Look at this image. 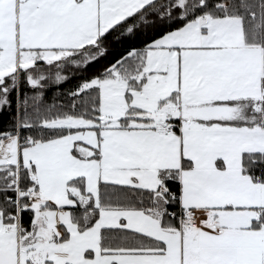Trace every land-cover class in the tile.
<instances>
[{
    "label": "crops",
    "instance_id": "0c3cea01",
    "mask_svg": "<svg viewBox=\"0 0 264 264\" xmlns=\"http://www.w3.org/2000/svg\"><path fill=\"white\" fill-rule=\"evenodd\" d=\"M153 1L71 0L70 17L52 32L55 44L28 46V50L81 49ZM144 56L145 88L153 90L164 110L163 118L147 116L142 127H133V153L142 164L138 167L152 172L149 180L139 177L135 183L133 178V185L164 192L161 173L177 170L180 208L197 211L199 224L191 229L163 226L164 202L159 198L157 212H143L142 225L133 228L153 239V247L109 254L121 264H264V226L252 227L264 209V184L255 183L242 167L245 154L264 153L260 111L264 49L246 43L241 19L203 15L154 42ZM39 63L28 64L24 70L20 66L31 83L41 73L37 68L45 65ZM136 108L146 112L143 106ZM165 125L174 128L167 133L162 130ZM74 129L78 130L60 139L29 146L35 148L31 156L25 162L21 152L18 162L30 170L50 161L98 157L102 134L110 129L106 125L100 130ZM17 163L6 160L2 166ZM35 219L34 214L32 230L20 242L17 239L27 257L24 262L52 264L51 258L36 256L52 241L45 231L38 236ZM58 238L54 244L61 242Z\"/></svg>",
    "mask_w": 264,
    "mask_h": 264
},
{
    "label": "trees",
    "instance_id": "16d2710c",
    "mask_svg": "<svg viewBox=\"0 0 264 264\" xmlns=\"http://www.w3.org/2000/svg\"><path fill=\"white\" fill-rule=\"evenodd\" d=\"M203 15L214 19H241L246 43L264 49V0H154L107 30L95 43L71 50V60L69 63L66 60V64L73 70L68 72L69 76L62 83L44 89L32 85L24 71L20 72V79L16 74L7 75L0 84V98H5L6 102L0 110V141L8 136H17L20 147H25L26 140L36 144L60 139L78 129L47 124L66 118H82L95 123L93 129H102L106 123L100 112V91L97 87L85 88V84L95 78H109L113 69L117 68L127 83L126 97L130 101L131 92L142 91L147 81L145 52L157 40ZM260 111L264 117V99ZM143 112L136 107L130 108L128 116L120 121L119 128L127 129L128 120ZM261 126L264 128V120ZM16 167L10 164L0 168V212L3 218L18 213L14 202L16 193L11 188L9 178V173ZM242 167L255 183L264 184V153L245 154ZM184 168H187L186 164ZM160 177L164 192L160 188L151 190L138 185L101 182L99 207L85 191L81 179L70 181L68 195L75 205L68 208L73 223L80 231H85L97 223L101 209L156 213L158 200L162 198L163 226L179 227V172L163 171ZM33 183L28 170L21 166L22 191L30 190ZM28 201V198L22 199L20 210L26 233L32 230L34 219V211L28 207ZM259 211L253 229L264 226V209ZM100 235L101 249L105 254L148 250L154 245L153 239L125 227L103 228Z\"/></svg>",
    "mask_w": 264,
    "mask_h": 264
},
{
    "label": "rangeland",
    "instance_id": "374dc122",
    "mask_svg": "<svg viewBox=\"0 0 264 264\" xmlns=\"http://www.w3.org/2000/svg\"><path fill=\"white\" fill-rule=\"evenodd\" d=\"M70 3L71 0H27L26 2L0 0V84L7 75L16 74L20 79V66L24 70L26 65H34L38 62H45L48 68L45 65L37 68L42 74L32 77L34 82L31 84L34 86H42L46 89L62 83L69 76L73 70L66 64L72 57L70 51L30 52L28 46L50 47L55 44L52 32L62 27L60 23L70 17L72 12ZM90 87H97L100 91L101 116L110 129L109 132L102 134L104 142L97 149L98 157L76 162L72 160L73 158L65 159L64 162L50 161L28 170L34 182L30 189L36 191L35 197L29 199L28 207L30 206L36 215L38 236L41 231H45L49 234L48 240L52 241L49 247L46 245L39 249L36 256L41 260L45 257L51 258L52 264H121L115 258L116 255L103 254L100 235L102 228L125 227L133 231V228L142 225L143 212L131 210L101 209L96 225L85 231H80L72 222L68 207L74 206L75 202L68 195L70 181L81 179L85 191L93 197L94 204L99 207L101 182L133 185L135 177V183L138 182L137 179L140 181V178L150 179L151 169L142 172L143 167H138L142 164L137 163V156L135 152L133 153V127H142L147 116L155 117L160 114L162 117L164 110V107L158 104L159 99L155 101L153 90L149 87L144 86L140 92L132 91L131 100L128 101L127 83L122 79L117 68L113 69L111 77L95 78L85 84V88ZM5 103V98H0V110ZM139 106L146 108V112L135 116L141 118V121H133L132 116L126 125L128 130L117 129L116 127L121 126L120 121L128 116V110ZM162 118H159L158 122H162ZM47 126L90 129L95 123L82 118H66L52 121ZM4 140V144L2 145L1 141L2 147L0 146V150L2 148L0 168L6 160L13 163L20 161L21 152L26 162V156H31L35 150L34 147H29L33 143L27 144L28 148L20 147L21 143L17 136H8ZM151 149L153 147L148 150ZM149 163L150 161L147 164ZM15 165L23 166L19 162ZM135 165L137 167L133 169ZM141 187L146 188L145 185ZM7 224L6 217L3 218L0 212V264H25L26 256L21 253L18 237L15 232H7ZM26 234L22 233L21 240ZM56 236L61 242L54 244L53 239Z\"/></svg>",
    "mask_w": 264,
    "mask_h": 264
},
{
    "label": "built area",
    "instance_id": "2783aa9c",
    "mask_svg": "<svg viewBox=\"0 0 264 264\" xmlns=\"http://www.w3.org/2000/svg\"><path fill=\"white\" fill-rule=\"evenodd\" d=\"M174 127H171L170 125H165L162 127V130L164 132L169 133ZM32 142L30 140H26L25 144H31ZM0 146H1V141H0ZM9 178H10V185L11 188L15 191L16 193V198L14 200V202L16 203L17 207H18V213L15 216H7L6 217V221L8 222L7 226V232H15L17 234H21L25 232V228L23 226V224L21 223V201L22 199L28 198L31 199L33 197H35L36 195V191L35 189H30L26 192L22 191L21 188V167L17 166L15 170L11 171L9 173ZM198 216L199 213L193 209H186L180 210L179 213V224L181 229L183 228H195L197 226V222H198ZM12 222H16V224H12Z\"/></svg>",
    "mask_w": 264,
    "mask_h": 264
},
{
    "label": "bare ground",
    "instance_id": "6f19581e",
    "mask_svg": "<svg viewBox=\"0 0 264 264\" xmlns=\"http://www.w3.org/2000/svg\"><path fill=\"white\" fill-rule=\"evenodd\" d=\"M12 224H16V222H12ZM25 233H26V230H25ZM16 235H17V239L20 241L21 240V238H22V233L21 234H17L16 233Z\"/></svg>",
    "mask_w": 264,
    "mask_h": 264
}]
</instances>
